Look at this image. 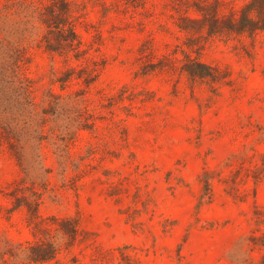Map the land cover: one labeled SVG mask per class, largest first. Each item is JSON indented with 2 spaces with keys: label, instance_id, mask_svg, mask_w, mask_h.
<instances>
[{
  "label": "rangeland",
  "instance_id": "1",
  "mask_svg": "<svg viewBox=\"0 0 264 264\" xmlns=\"http://www.w3.org/2000/svg\"><path fill=\"white\" fill-rule=\"evenodd\" d=\"M66 1L74 51L29 48L24 164L0 138V264L6 242L33 239L8 195L23 184L60 245L32 264H264V244L248 240L264 234V31L209 33L249 0ZM194 61L213 77L190 76Z\"/></svg>",
  "mask_w": 264,
  "mask_h": 264
},
{
  "label": "trees",
  "instance_id": "2",
  "mask_svg": "<svg viewBox=\"0 0 264 264\" xmlns=\"http://www.w3.org/2000/svg\"><path fill=\"white\" fill-rule=\"evenodd\" d=\"M16 14L19 16L18 21L14 18ZM11 20L13 22H10ZM41 23L47 25L44 33L39 29ZM262 31H264V0H249L239 10L237 16L224 19L222 24L215 20L209 33L241 38L254 37ZM76 43L77 35L72 22V10L66 0H52L47 6L39 0H28V2L7 0L5 3H0V138L9 144L20 164H24V146L31 138L28 132L32 117L37 116L35 88L27 71L30 63L29 48L34 44L45 52L69 56L70 52L74 51ZM73 57L76 60L80 58L79 54H74ZM187 72L192 77H213V70L199 61L190 63ZM72 77L73 74L67 73L60 81L65 84ZM52 95L59 98V95ZM56 106L58 100L54 103V107ZM45 112L46 109L43 114ZM44 117V115L38 117L35 123V131L38 132V144L35 145V149L39 158L42 127L46 121ZM24 171L23 181L30 180L31 186H34L30 169L25 167ZM42 184L45 186L46 180L43 179ZM205 189H209L207 181ZM32 190L28 195L27 188L23 184L16 186L8 194L12 198L14 208L21 206L27 208L33 237L32 240L23 242H6L2 258L9 259L10 264L51 261L60 252V245L54 235L38 221L41 196L37 191ZM68 221L70 220H63L64 223ZM69 229L67 236L71 241L76 237V226L73 222ZM248 240L253 244L263 245L264 234L251 235Z\"/></svg>",
  "mask_w": 264,
  "mask_h": 264
}]
</instances>
